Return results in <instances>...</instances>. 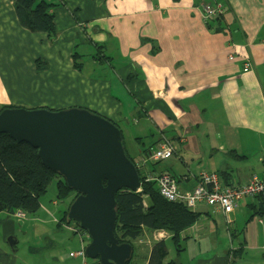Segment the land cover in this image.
<instances>
[{
    "label": "crops",
    "instance_id": "0c3cea01",
    "mask_svg": "<svg viewBox=\"0 0 264 264\" xmlns=\"http://www.w3.org/2000/svg\"><path fill=\"white\" fill-rule=\"evenodd\" d=\"M55 1L51 39L22 28L13 0H0V106L91 110L117 124L124 146V137L129 139L130 154L124 148L139 175L166 171L182 191L202 173H216L228 185L264 174V0ZM206 4L222 6L218 21L207 23ZM96 45L107 58L96 57ZM76 52L81 70L72 65ZM37 58L44 68L36 69ZM163 140L174 150L162 160L177 161L162 164L149 156ZM184 151L192 157L186 160ZM187 208L200 218L180 236L202 242L205 250L186 264H228L229 250L239 248L234 264H264V196L246 197L229 213L203 200ZM4 212L0 264H27L18 259L12 225L26 218ZM157 233L144 239L142 264L153 240L161 238ZM79 247L77 242L63 259L77 264ZM35 249L28 246L27 254L36 255Z\"/></svg>",
    "mask_w": 264,
    "mask_h": 264
},
{
    "label": "water",
    "instance_id": "95a60500",
    "mask_svg": "<svg viewBox=\"0 0 264 264\" xmlns=\"http://www.w3.org/2000/svg\"><path fill=\"white\" fill-rule=\"evenodd\" d=\"M0 133L35 148L41 163L76 193L66 219L88 234V259H97V264L129 260L131 245L117 243L113 235L115 193L137 191L139 175L112 121L85 108L12 107L0 111Z\"/></svg>",
    "mask_w": 264,
    "mask_h": 264
},
{
    "label": "trees",
    "instance_id": "16d2710c",
    "mask_svg": "<svg viewBox=\"0 0 264 264\" xmlns=\"http://www.w3.org/2000/svg\"><path fill=\"white\" fill-rule=\"evenodd\" d=\"M56 4L55 0H13L12 2L17 22L22 28L31 32H43L51 39L56 34L53 13ZM222 12L209 17V21L207 18V23L218 21L223 15ZM96 48L97 58H107L103 46L96 45ZM78 57L77 52L71 55L72 65L74 69L81 70ZM34 63L37 70L46 66V62L40 58L35 59ZM12 107L16 106H0V111ZM113 123L117 126L115 122ZM126 155L128 156L127 153ZM130 160L133 162L131 158ZM137 173L139 175L138 170ZM175 180L177 182V179ZM51 182L54 185L55 198L59 201L68 199L66 208L57 219L53 218V221L57 227L64 225L67 230L76 235L69 227L76 228L77 225L66 219L68 206L75 198L76 193L67 186L57 172L41 163L35 148L26 142L16 141L6 133H0V210L9 212V214L21 210L28 216L35 215L41 208L49 214L50 212L46 208L40 207V198ZM115 211L116 221L113 235L117 239V243H129L132 249L129 260L124 264H134V242L143 233L151 235L159 231L167 232L174 252L179 255L184 251L180 239H186V237L181 238V232L200 218V213L191 211L182 202L168 201L163 198L158 192L156 182L147 180L143 175H139V190L131 191L123 188L115 193ZM163 238L153 240L145 264H186L185 261L180 262L178 258L177 260L166 259L168 251ZM229 251L232 260L228 264H234L233 261L242 255V249H230ZM71 254L73 251L69 252L68 256L71 257ZM88 261L90 264L98 263L97 259L93 262L90 259ZM77 264H80V261Z\"/></svg>",
    "mask_w": 264,
    "mask_h": 264
},
{
    "label": "rangeland",
    "instance_id": "374dc122",
    "mask_svg": "<svg viewBox=\"0 0 264 264\" xmlns=\"http://www.w3.org/2000/svg\"><path fill=\"white\" fill-rule=\"evenodd\" d=\"M115 87L116 86H113V88ZM117 91L118 90H116V96L121 97L120 93ZM119 125L123 130L122 132L126 134V126L124 124L121 125L120 123ZM124 144L126 146V149L128 150L127 152L130 154L132 146L127 137H124ZM183 154L186 160L192 157L191 155H189V153H185V151L183 152ZM168 161L173 162L177 161V159L172 158ZM168 161L162 160L160 161V163L164 164L168 163ZM67 200L68 199L60 201L56 200L54 185L53 182H51L40 198V207L46 208L50 213L47 214L43 209L40 208L35 215H28L26 219L22 221V223L16 224L15 222H13L12 225L16 229L18 237V243L16 244L18 247V259L22 258L27 264H56L57 261H55V259L57 258L59 259V261L64 260V263L59 262L57 264L71 263V259L69 257L66 259H63V257L69 253L70 249H74L76 247L77 242L79 243L78 237L77 235L72 234L71 231L67 230L64 225H60L57 227L55 222L53 221V217L57 218L66 208ZM53 201H55L56 204H53ZM144 202L146 203L145 200ZM2 215L3 217L7 216L6 212L2 213ZM38 217L43 220V226H40V224H38V220L34 221L35 219H39ZM41 219H39V221H41ZM35 225H38V231L33 228V226ZM29 226H31V228H29ZM41 227L43 228L41 229ZM145 238H148V235L143 233L139 239ZM164 240L168 251V255L166 258L167 260H177V258L180 256L182 261H185L188 260L190 256L195 258L196 256L201 255V253L205 250L203 248L204 244L202 242L200 244H197L192 239H188V241H185V239H180V242L184 247V252H180L179 255H176V253L174 252L173 244L169 237L165 238ZM88 241L85 242V245L88 243ZM28 246L36 247V255L32 253L27 254ZM134 246V264H138V262L142 264V259L145 257V251L147 247L144 246L143 242H138V239L134 242ZM141 246H143V251L141 252L142 255L140 254L139 256H137V250H139V247ZM198 248H200V250H198ZM31 251L33 252L34 250L31 249ZM51 251L53 253V257L51 256Z\"/></svg>",
    "mask_w": 264,
    "mask_h": 264
},
{
    "label": "built area",
    "instance_id": "2783aa9c",
    "mask_svg": "<svg viewBox=\"0 0 264 264\" xmlns=\"http://www.w3.org/2000/svg\"><path fill=\"white\" fill-rule=\"evenodd\" d=\"M223 11L220 4H206L203 8V16L213 17ZM250 65L246 62L243 65V70L247 71ZM174 147L167 140H163L159 147L150 152V157L155 160L167 159L173 154ZM154 180L157 184L159 194L168 201H177L183 203L187 207H192L196 201H204L208 205L214 206L223 213L234 211L240 202L246 198H256L264 196V174L261 177L252 175L249 180L242 185L225 184L221 182L220 177L216 173H202L199 175L195 186L188 190H179L175 178L168 172L146 178ZM12 216L21 221L26 218V214L21 210H16L11 213ZM73 230L80 242V247L75 251V255L79 257L80 264H90L89 259L84 253V242L89 240L88 234L79 229L77 226L69 227ZM158 237H163L161 232L157 233Z\"/></svg>",
    "mask_w": 264,
    "mask_h": 264
},
{
    "label": "clouds",
    "instance_id": "9594fccd",
    "mask_svg": "<svg viewBox=\"0 0 264 264\" xmlns=\"http://www.w3.org/2000/svg\"><path fill=\"white\" fill-rule=\"evenodd\" d=\"M163 237H165V235ZM143 241L144 239H138V242H143Z\"/></svg>",
    "mask_w": 264,
    "mask_h": 264
}]
</instances>
